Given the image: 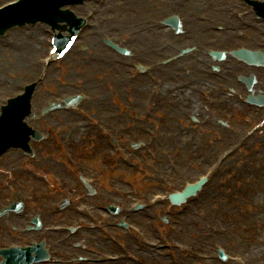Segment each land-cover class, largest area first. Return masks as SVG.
<instances>
[{
    "label": "rangeland",
    "instance_id": "obj_1",
    "mask_svg": "<svg viewBox=\"0 0 264 264\" xmlns=\"http://www.w3.org/2000/svg\"><path fill=\"white\" fill-rule=\"evenodd\" d=\"M10 1H13V0H0V6ZM108 3L104 11H99L98 15L100 16L105 15L107 17L113 16L115 18V16L117 17V15L119 14L123 16L122 17L123 20L121 21H124L123 23L119 25V21L115 20L113 22L114 24L110 28V32L114 34V36L115 35L118 36L119 34H121L122 39H123L122 41L123 45L126 46L130 51H131V48H133V45L136 44L135 43L136 41L141 46H144L143 44L146 45L145 39H141V40L134 39V37L131 36V32H132L131 30L134 29L135 23L142 22L144 18H147V17L158 18V13L150 7L152 0H140V4H144V5L141 6V8L136 11L137 14L134 13L135 12L134 8L123 6L119 4L117 1L112 4H108ZM186 4L187 2H185V5ZM189 5L191 7V4ZM99 7H100V4H98V2L97 3L93 2L90 5H86V6L83 5L81 7L74 8L73 11L80 16H85L88 14V11L91 12L92 14H96L95 10L96 8H99ZM200 12L202 13V11H199L198 13ZM8 33L9 34L14 33L15 34V36H13L14 38H9V40L7 41L6 40L8 38L7 36L0 37V106L5 102L6 99H9L10 97L20 94V92L23 89L22 87L36 81V79L39 78V76H43V74L39 72V69L36 70L35 68L30 67L31 66L30 63L32 64L33 59L38 58V60H40L41 62H45V59L48 58V56H46L47 55L46 50L48 49V40L50 36L48 35L49 33L47 32V29L44 26H37V25L34 27L26 26L21 29H13L9 31ZM30 34H33L32 37L27 39V36H29ZM91 38H92L91 33L87 31L85 35L83 36V38L81 39L79 46L75 49V51L67 59V62L65 63V65L62 66V71H60L61 73L65 72V70L69 71V74H68L69 79L64 81L66 82V84H64V82L61 81L62 79L61 73L59 74L51 73L53 68H55L53 69L54 71H57L56 68L60 67L61 65L57 64L58 66H54L51 63H49L50 65L48 64V66H51L50 70L48 73L45 72V76H43V77H46L45 79H47V81L45 84H43V86H40L36 90L34 97H32L33 98L32 108L36 112L39 111L40 107L44 105L46 100L53 99L55 98V96H61V94H64V93L71 94V93H77V92L83 91L84 90L83 84L77 85V82L78 81L81 82L82 80L85 81V78L87 80L90 78H94L92 74L94 73L93 72L94 68L92 67L90 69V67L86 68L84 66V62L90 57V54H86L87 52H82L80 49L81 47H83L85 48V50H88L90 53L92 50L89 49V46L91 47V45L87 41L89 40L90 42ZM29 39L37 42L35 44V42L33 41V46L37 45V50L34 51L35 53L34 55L25 57L26 55H25L24 50L26 49V42H29ZM206 40H209V39L207 38ZM9 45H13V46L8 47ZM232 46H234V42H232L230 45H227V46L223 45V47H228V48ZM6 47L9 50H7ZM103 51H104L102 52L103 57L100 56L103 62L99 63V67L97 66V68L100 69V76H101L100 81H98L100 87L97 89L98 91L97 95L102 96L104 102H107V104L105 105H107L109 109L99 108L94 105L90 107L89 106H81V107L79 106L77 108L78 109L77 115H83V113L85 115L91 114V113L93 114L94 112H97V111L102 112V114L104 113L107 115H119L117 114L118 112H116L119 106L120 110L123 112L121 119L119 117L118 120L115 119L114 122L111 120L107 121L106 125H112L113 128H116V126H120V125L124 127L129 126V130H128L129 133L127 135H129L132 130L130 126H133V125H138L142 127L150 126L153 123V122L152 123L150 122L151 117L148 123L144 124L140 121L141 119L140 115L145 112L144 110H141L140 112H138L139 114L137 116H132L128 113V111H126V107H127L126 103L128 100H136V101L138 100L139 101L138 103L141 104V106L139 107H143L144 103L147 102L149 98L148 89L152 83L150 82L151 81L150 77L148 78L144 77L145 79H143V81L147 82V84L143 88V92H137L138 95H135L133 93L134 86H135L134 84L137 83L138 81L136 82L132 81V83H130L128 80V79H131L134 76V74H137L136 72H133V71L131 72V68H130L131 62L139 61V62H144L148 64L149 59H144V58L141 59V58H136V57L131 58V59L123 58L124 61H122L123 62L122 67H124L125 69L124 73L127 75H124L123 73L121 75V72L116 71L117 66H119V64L117 63L118 59H117V56L115 55V52H112L109 49H106ZM11 52L13 53L11 54ZM105 55H106V58H105ZM110 55L112 57V61H110L108 58V56L110 57ZM105 60H108V62L112 63L113 65L111 69L112 72L107 68L108 63ZM173 72L175 74V73H178L179 71H173ZM190 75L193 76L192 73H190ZM121 76H122L123 82L119 85H115L114 84L115 81L119 80ZM175 79L177 78H174V80ZM174 80L171 79L169 81L170 83L171 82L173 83ZM140 82L143 83L142 81ZM155 82H157V80ZM85 86L87 89H89V87L86 84ZM89 90L93 92V94L97 93L96 90H91V89ZM109 100H112L111 101L112 103ZM112 104H113V108L110 107L112 106ZM229 111L230 110H228L227 108L223 109V112L228 113ZM251 111H254V110H247V112H250V115L253 118L254 114ZM63 114H67V113L63 112ZM60 115L62 116V114ZM64 116H67V115H64ZM51 118H52L53 123H55L56 120L57 121L62 120L59 115L53 116ZM43 120L44 119H42L40 123L38 122L33 123V127L40 129V130L42 129V131H44L47 124H51V122H48L46 120L43 121ZM250 121L251 120L249 119L246 121H243L239 119V117L236 114L235 121L233 122L231 129L225 131L222 135L225 138H221L220 140L216 142V144L219 145V147L217 145H213L212 148H208L207 146L204 149L198 148L197 150L193 148H188V149L184 148L182 149V151L176 150L174 153L172 149L165 150V152H167L166 154H169L170 157H181L182 158L181 161L179 162L180 163L179 165H173L172 167L177 168L178 166L179 167L178 170L181 171L180 173L181 176L183 178L186 177L188 180L190 179L192 180L195 178L196 175L201 174V172L205 170L208 164L202 165L203 169H200V168L197 169V167L200 166L201 164L196 165V167L194 168H186V163L183 160V158L190 157L193 154L199 153V155H201L202 157H199L198 162L201 159L211 161L215 155L219 154L221 150H224V148H226L227 146L231 144H235V143L241 144L242 147L240 149H236L238 150V153L235 156V160H232L229 164L225 165L224 170L226 171V174L240 175V176H236L240 179L243 175V170L245 167H248L249 170H256V169L260 170L259 172L260 177L258 178H261V179L263 178V180L254 178L251 174H249V177L247 179L262 181L261 183L257 182V186H258L257 190H252L253 191L252 193L257 195V200H254L251 196H249L251 205L255 207H257L259 204L261 205L262 202L264 203V198L263 200L258 199V195H260L261 198L264 197V165L261 159L263 157V153L260 150L258 144L262 143L261 139L264 140V135H263L264 132L261 133L262 128H260L261 127L260 126L258 128V131H256V134L254 135V137L251 138L252 140L251 141L249 140L248 143H245L244 136L246 134V131L248 130L247 127L249 126ZM110 122L111 124H109ZM258 122H261V120H259ZM65 123H69V122H65ZM166 125L169 127V129L178 128V126L175 124L173 125L166 124ZM87 133L92 134V131L88 130ZM71 135L73 136V134L68 131H65L63 133V136L65 138H68ZM131 137H134V136H131ZM171 142L172 141L168 143H171ZM156 152L160 153L159 150H157ZM17 158H18V154L15 153L11 155L8 158V160L11 161L15 165V162H17L16 161ZM160 158L162 160V157ZM86 162L87 160L84 159L83 163L85 164ZM160 162L156 161L153 164H147L144 166L142 164H139V168L135 170H130L124 167L123 174L125 178L122 179V186H121L123 192L128 194L129 190L132 191L133 188L138 189L140 185L146 184L141 180L143 178L145 179L152 178L155 182L159 183L158 178L160 179L161 174L168 175L167 174L168 172L167 164L164 165L163 169L161 168V172L159 171V169H156L158 167H161ZM190 162L191 160L188 161V163ZM56 167L59 169H62V166L60 164L55 163L53 160V162L50 165H48L45 170L56 171L61 174V172L55 169ZM223 177L214 179L210 183L208 188L207 189L205 188L206 193H208L209 195L211 194V197H210L211 199L202 203V205L200 206L201 212L198 215V221L200 222V228L196 229L192 225V229H194V232L197 235H199V237H201L202 239V242L198 243L197 249L198 250L205 249L206 253H212L214 246L221 245V246H224V248L227 251H230V253L237 252L247 257L250 261L249 264H260V261L264 260V252H262L261 250L258 252L254 251L253 249L254 247H251L253 245L252 241L245 238V236H247L246 235L247 233L250 234L249 230H252L253 233L250 235H252L253 240L258 241L262 239L263 240L262 246H264V238L260 237L261 232H259L260 231L259 229L264 228L263 226L264 223L262 222L264 211L262 208L257 207V209L262 212V215L260 216V221L258 220V218L248 217L247 213H243V212L239 213L238 206L241 208V210H244V205L242 201L246 200V198L243 197L239 192H237V190L234 189V186L229 187L228 183L230 182H228L227 179H221ZM223 182L224 184H222ZM157 183H155V186L157 185ZM127 184H130V185H127ZM124 186L125 188H123ZM12 190L13 188L11 189L10 192L7 190V202L13 199ZM140 192L141 191H139V193ZM142 194L144 193L141 192V195ZM122 197L126 198L125 194H122ZM113 198H117V196H114ZM127 199L129 198L127 197L125 200ZM32 205H35V203H32ZM249 208L253 210L252 206H249ZM165 210H167L166 206H162L155 210L156 223H159L158 216L161 217V216L167 215ZM133 218H134V221L137 222L138 224H144V222L146 223V229L144 228H141V229L145 231V234H147V236L151 238H156L155 237L156 234L160 235L158 233L154 234L152 232L153 230L149 229V221L147 219L142 220L139 217H136V218L132 217V219ZM207 218L209 219L210 222H208ZM171 219L172 217H169V222L171 221ZM137 220H140V222H138ZM258 221L261 222L263 225L260 224ZM222 223L223 225L227 227L226 228L228 231L227 237L225 236L222 237L219 234L222 229ZM217 224H219L218 228L212 227V225L215 226ZM186 227L189 228V225L187 224ZM186 227L184 229L185 231L184 236H185V240L189 241V239L191 238L189 236L190 232L186 231ZM240 232H242L243 236H240L241 235ZM183 234L184 233L177 235L176 233L172 232L169 229L166 234H161L160 237L162 236L168 240L176 241L179 235H183ZM123 235H126L128 240L126 241L127 246L125 247L124 245H122L123 247L122 249L123 250L125 249L130 254H134L136 257H138L139 260L143 261L144 264H170L169 262L170 259H166L164 257H159V256H158L159 262L160 260H163V263L161 262L158 263L157 260L153 262V260L149 259V257L150 256L155 257L156 256L155 253H152L146 249H143L142 252H137L136 251L137 248L135 246L136 241L134 238H132L134 237V235H132L129 232H124V231H123ZM74 242L75 241H71V244ZM183 243L185 242L183 241ZM110 249L113 250V252H117L118 248H116L115 246H110ZM256 249L259 250V248H256ZM143 254L144 256H149V257L146 259L143 256ZM252 256L254 258L259 257L262 260L260 259L252 260ZM124 264H128V263H124ZM186 264H213V263L186 261ZM214 264H218V263H214Z\"/></svg>",
    "mask_w": 264,
    "mask_h": 264
},
{
    "label": "bare ground",
    "instance_id": "obj_2",
    "mask_svg": "<svg viewBox=\"0 0 264 264\" xmlns=\"http://www.w3.org/2000/svg\"><path fill=\"white\" fill-rule=\"evenodd\" d=\"M224 1L225 0H212L210 3H208V5L210 6V8L211 7L213 8V13H217L216 9L218 8V6L224 5ZM121 5L128 6V7L134 8V9H140L141 6H143L144 4H140V0H128V1H122ZM10 36H12V34ZM31 37L32 36L29 35V36H27V39L31 38ZM33 41L30 43L29 42L27 43L28 48L26 47L27 49H25V55H26L25 57H28V56L35 54L34 51L37 50V45L33 46ZM34 42H35V44L37 43L36 41H34ZM38 43H39V41H38ZM259 245L260 244L258 243L257 246H259ZM259 249L261 251L263 250L261 247H259ZM258 251L259 250H256V252H258ZM263 252H264V250H263ZM252 258H253V256H252ZM259 259L262 260L261 258H259ZM260 264H264V260L260 261Z\"/></svg>",
    "mask_w": 264,
    "mask_h": 264
},
{
    "label": "water",
    "instance_id": "obj_3",
    "mask_svg": "<svg viewBox=\"0 0 264 264\" xmlns=\"http://www.w3.org/2000/svg\"><path fill=\"white\" fill-rule=\"evenodd\" d=\"M14 17V16H13Z\"/></svg>",
    "mask_w": 264,
    "mask_h": 264
}]
</instances>
